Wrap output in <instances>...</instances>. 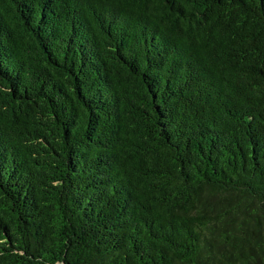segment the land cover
<instances>
[{
  "label": "trees",
  "instance_id": "trees-1",
  "mask_svg": "<svg viewBox=\"0 0 264 264\" xmlns=\"http://www.w3.org/2000/svg\"><path fill=\"white\" fill-rule=\"evenodd\" d=\"M0 264H264V0H0Z\"/></svg>",
  "mask_w": 264,
  "mask_h": 264
}]
</instances>
